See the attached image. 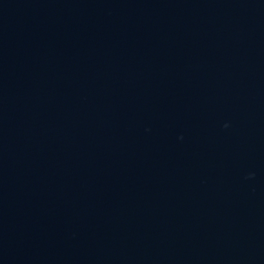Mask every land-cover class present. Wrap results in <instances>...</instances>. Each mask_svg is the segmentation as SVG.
<instances>
[{"label":"water","instance_id":"water-1","mask_svg":"<svg viewBox=\"0 0 264 264\" xmlns=\"http://www.w3.org/2000/svg\"><path fill=\"white\" fill-rule=\"evenodd\" d=\"M0 264H264V0H0Z\"/></svg>","mask_w":264,"mask_h":264}]
</instances>
